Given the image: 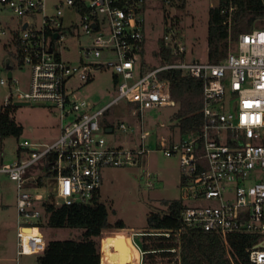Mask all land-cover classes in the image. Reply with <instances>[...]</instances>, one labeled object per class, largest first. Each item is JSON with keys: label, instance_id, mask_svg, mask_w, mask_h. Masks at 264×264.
I'll return each instance as SVG.
<instances>
[{"label": "built area", "instance_id": "2783aa9c", "mask_svg": "<svg viewBox=\"0 0 264 264\" xmlns=\"http://www.w3.org/2000/svg\"><path fill=\"white\" fill-rule=\"evenodd\" d=\"M144 1L0 0V11L17 17L11 29L0 24V35L9 34L18 65L30 70L27 89L11 75L1 105L43 103L55 109L60 121V131L50 142L19 141L17 152L25 150L26 156L0 165V172L17 186L16 254L44 252L40 230L44 202L88 204L99 194L103 167L136 164L151 150L144 113L174 104L168 82L159 75L175 69L202 81L198 131L154 140L164 156L179 159L178 199L185 203L182 226L217 233L232 264L230 235H252L247 259L250 264H264V28L254 26L231 40L228 27L226 39L235 43V50L218 61H201L185 57L179 30L171 23L161 41L177 59L149 66ZM232 10H220L227 13L228 26ZM105 69L113 72L116 97L98 108L78 99L75 93L81 84ZM0 84L5 81L0 79ZM122 99L138 119L137 128L107 118L106 111ZM106 127L111 133L115 128L125 134L136 132V138L131 145H109ZM36 163L44 169L39 176L51 174L44 180L46 198L22 190L28 167ZM142 177L146 186H153L150 171L142 170ZM198 200L206 204H195ZM127 234L135 264H181V242L174 229H129ZM143 237H161L172 245L146 248Z\"/></svg>", "mask_w": 264, "mask_h": 264}, {"label": "rangeland", "instance_id": "374dc122", "mask_svg": "<svg viewBox=\"0 0 264 264\" xmlns=\"http://www.w3.org/2000/svg\"><path fill=\"white\" fill-rule=\"evenodd\" d=\"M48 4L52 0H47ZM218 4V0H145L143 13L145 17V61L149 66H156L162 60L161 38L166 26L172 21L179 30V36L184 44L185 57L204 61L208 59L209 47L208 19L209 10ZM51 9L48 7V12ZM17 17L9 11H0V24L11 29ZM252 26H257L252 21ZM227 36H217L215 54L235 50V43L226 39ZM232 40V39H231ZM177 59V58H176ZM7 66L11 67V75L17 78L22 89H27L30 81V70L27 66L18 65L15 49L8 33L0 35V79L5 84H0V105L9 92ZM117 95V86L112 70L105 69L94 74L93 78L81 84L75 96L78 99L89 101L95 108L110 102ZM173 107H157L147 109L144 113V129L150 138L151 150L141 157L136 164L124 166H106L101 170L102 183L100 186V201L108 209L109 222L122 221L127 228L142 229L147 227L146 216L150 211H162L165 206L162 200H171L179 197L181 167L177 156H164L162 150L156 147L153 138L164 136L170 139L179 137L176 128L172 127L173 121L169 115ZM12 116L22 126L18 137L8 136L0 140V165L9 164L17 157H25L26 151L17 152L18 142L24 139L35 142H50L60 131V121L57 112L43 103H30L15 105ZM110 121L123 120L136 128L138 119L131 116L129 103L122 99L110 107L107 115ZM109 145L133 144L136 132L125 134L117 128L111 133L104 134ZM142 170H148L154 175L152 187L145 184ZM44 172L40 163L28 167L26 181L22 190L40 193L47 197V188L36 184V177ZM47 186H50L48 184ZM17 186L7 174L0 172V264H36L35 254H16V208L15 200ZM195 204H206L198 200ZM107 230V229H106ZM42 234L47 239L74 238L82 229L80 228H50L42 226ZM107 236L114 235L121 230H113V234L103 233ZM127 233V230H122ZM98 243L100 246V238ZM129 237V235H128ZM123 239V238H122ZM122 239L114 240L116 244ZM128 240V239H127ZM129 243V242H128ZM114 244V243H113ZM130 245V243H129ZM114 249V245H112ZM129 252L133 249H129ZM114 255V254H111ZM114 258V256H113ZM127 260L125 259V262ZM114 263L124 264L122 260L114 258Z\"/></svg>", "mask_w": 264, "mask_h": 264}, {"label": "trees", "instance_id": "16d2710c", "mask_svg": "<svg viewBox=\"0 0 264 264\" xmlns=\"http://www.w3.org/2000/svg\"><path fill=\"white\" fill-rule=\"evenodd\" d=\"M233 7L230 12V26L227 23V13H221L222 8ZM252 21L257 22L259 28H264V3L262 0H219L218 6L209 10L208 29L209 60L218 61L226 53L215 54L217 36L226 37V29H230V37L234 40L238 33L247 32L252 27ZM175 24L174 21H172ZM161 42L163 61L177 58L169 47ZM159 77L168 82L170 97L174 104V111L169 115L179 136L193 135L201 125L202 81L184 74L179 70H167ZM166 107V106H165ZM14 105L3 107L0 105V140L8 136L18 137L22 126L13 116ZM106 111V116L108 115ZM108 117V116H107ZM51 174L47 171L35 181L38 186L44 185V180ZM165 208L162 211H150L146 216V228H172L179 232L181 242V264H232L225 251L221 237L211 231L203 229L185 228L180 221V214L185 203L180 199L162 200ZM44 214L40 224L50 228H80L82 231L74 238L47 239L42 254L36 256V264H101V245L99 250L98 237L114 229L126 227L122 221L109 222L108 209L100 201L99 194L88 204H72L56 206L50 201L43 203ZM107 229V230H106ZM42 232V231H41ZM44 236V235H43ZM45 239V238H44ZM254 237L247 234H232L229 242L233 250L234 264H250L247 259L246 248ZM144 240L148 242L144 243ZM143 246L152 248L170 247L161 237H143ZM166 255V253H161ZM122 263L125 258L121 257Z\"/></svg>", "mask_w": 264, "mask_h": 264}, {"label": "crops", "instance_id": "0c3cea01", "mask_svg": "<svg viewBox=\"0 0 264 264\" xmlns=\"http://www.w3.org/2000/svg\"><path fill=\"white\" fill-rule=\"evenodd\" d=\"M157 137H159V136H157ZM157 137L153 138V140H155ZM99 197H100V190H99ZM15 208H16V200H15ZM129 229H132V228L124 227L121 229H115V230H121V231L116 232V234H118V235H116V234H114V235H116V236L122 235L124 237L122 239V243H120V244H116L114 241H110V240L109 241H107V240L103 241L102 236H101L100 245H101V263L102 264H116V263H114L115 257L118 258V260H120L121 257H124L127 260L126 262H124V264H135V253L134 252L131 253V251L130 252L128 251L129 249H131V246L129 245L130 242L128 239V234L122 232V230H129ZM109 233L113 234L115 232H109ZM112 245L115 246L114 249H113ZM16 251H17V248H16ZM111 254H114V255H111ZM113 256H114V258H113Z\"/></svg>", "mask_w": 264, "mask_h": 264}, {"label": "water", "instance_id": "95a60500", "mask_svg": "<svg viewBox=\"0 0 264 264\" xmlns=\"http://www.w3.org/2000/svg\"><path fill=\"white\" fill-rule=\"evenodd\" d=\"M262 1L264 3V0H262ZM7 69H8L7 70V78L9 79L11 77V70H10L9 66H7ZM26 104H28V103L27 102H15L14 106L15 105H26ZM105 132H107V133L111 132V127H106ZM99 250H100V246H99Z\"/></svg>", "mask_w": 264, "mask_h": 264}, {"label": "bare ground", "instance_id": "6f19581e", "mask_svg": "<svg viewBox=\"0 0 264 264\" xmlns=\"http://www.w3.org/2000/svg\"><path fill=\"white\" fill-rule=\"evenodd\" d=\"M102 235H103L102 236L103 241H105V240H107V241H109V240L110 241H114L117 238H120V239L124 238L122 235L116 236L118 234H116V235H110V236H107L106 234H102Z\"/></svg>", "mask_w": 264, "mask_h": 264}]
</instances>
